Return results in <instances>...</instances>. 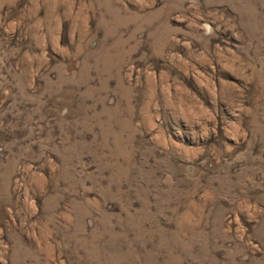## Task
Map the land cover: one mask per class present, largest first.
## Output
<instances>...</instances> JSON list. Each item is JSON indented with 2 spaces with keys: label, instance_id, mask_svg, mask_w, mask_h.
I'll use <instances>...</instances> for the list:
<instances>
[{
  "label": "rangeland",
  "instance_id": "374dc122",
  "mask_svg": "<svg viewBox=\"0 0 264 264\" xmlns=\"http://www.w3.org/2000/svg\"><path fill=\"white\" fill-rule=\"evenodd\" d=\"M0 264H264V0H0Z\"/></svg>",
  "mask_w": 264,
  "mask_h": 264
}]
</instances>
